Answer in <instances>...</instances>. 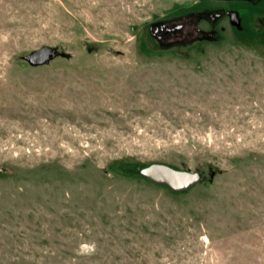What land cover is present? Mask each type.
Segmentation results:
<instances>
[{"label":"rangeland","instance_id":"obj_1","mask_svg":"<svg viewBox=\"0 0 264 264\" xmlns=\"http://www.w3.org/2000/svg\"><path fill=\"white\" fill-rule=\"evenodd\" d=\"M209 8L216 37L154 35ZM0 264H264V0H0Z\"/></svg>","mask_w":264,"mask_h":264},{"label":"water","instance_id":"obj_2","mask_svg":"<svg viewBox=\"0 0 264 264\" xmlns=\"http://www.w3.org/2000/svg\"><path fill=\"white\" fill-rule=\"evenodd\" d=\"M59 56L57 49L44 46L23 57L32 67H41ZM139 174L146 180L168 187L174 192H185L203 181L199 172H191L174 168L167 164L153 163L139 170ZM211 178L214 172H211Z\"/></svg>","mask_w":264,"mask_h":264},{"label":"flooded vegetation","instance_id":"obj_3","mask_svg":"<svg viewBox=\"0 0 264 264\" xmlns=\"http://www.w3.org/2000/svg\"><path fill=\"white\" fill-rule=\"evenodd\" d=\"M192 17H195V19ZM225 18L231 23V21L234 19V15L232 13L228 14V12L223 8H209L205 9L202 14L198 16H189L178 21L176 20L157 23L154 25L153 31L154 35L157 37L159 43L162 46H171L173 44L187 45L194 40L206 39L210 36L216 37L214 29L211 28V34H208L207 30L200 27L202 20L207 23V28H209L211 26H216ZM171 37L173 40L169 39Z\"/></svg>","mask_w":264,"mask_h":264},{"label":"trees","instance_id":"obj_4","mask_svg":"<svg viewBox=\"0 0 264 264\" xmlns=\"http://www.w3.org/2000/svg\"><path fill=\"white\" fill-rule=\"evenodd\" d=\"M57 58V57H56ZM50 63V62H49ZM47 65V64H46ZM30 66V65H29ZM45 66V65H44ZM32 67V66H31ZM122 167V168H121ZM123 168H126L127 171L125 172V174L129 175V174H135L137 175L138 177L142 178V179H145L143 178L140 174H139V171H138V168H136L134 165H130V166H126L125 164H122L121 162H114L112 164V169L113 170H118V169H123ZM141 168H144V167H141ZM139 168V170L141 169ZM146 180V179H145ZM166 187V186H165ZM167 188V187H166Z\"/></svg>","mask_w":264,"mask_h":264}]
</instances>
